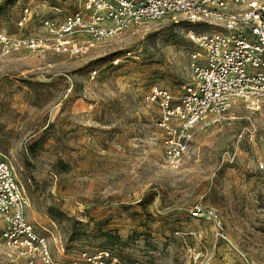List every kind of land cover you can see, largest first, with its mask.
Listing matches in <instances>:
<instances>
[{
    "label": "rangeland",
    "instance_id": "rangeland-1",
    "mask_svg": "<svg viewBox=\"0 0 264 264\" xmlns=\"http://www.w3.org/2000/svg\"><path fill=\"white\" fill-rule=\"evenodd\" d=\"M77 6L0 0V159L52 256L109 250L123 263L264 264V104L196 129L170 164L150 93L190 81V26L150 22L80 56L18 43L47 37L42 21ZM197 203L217 218L191 217ZM0 264L26 262L0 245Z\"/></svg>",
    "mask_w": 264,
    "mask_h": 264
},
{
    "label": "built area",
    "instance_id": "built-area-1",
    "mask_svg": "<svg viewBox=\"0 0 264 264\" xmlns=\"http://www.w3.org/2000/svg\"><path fill=\"white\" fill-rule=\"evenodd\" d=\"M158 20L188 24L186 36L196 47L190 53V81L178 93L156 88L150 93L161 107L158 125L164 151L176 166L196 129L235 118L237 107L254 112L264 104V1L78 0L77 8L61 21H42L47 37H26L18 43L80 56L95 43ZM258 167L264 168V163ZM25 210L26 197L13 167L0 159L2 247L26 264H138L123 263L109 250L82 252L75 260L58 261L51 254L48 236L34 228ZM204 212L217 218L201 203L189 210L193 218Z\"/></svg>",
    "mask_w": 264,
    "mask_h": 264
}]
</instances>
